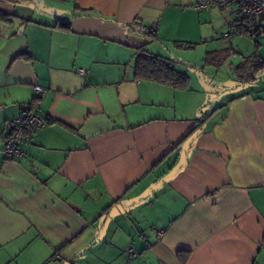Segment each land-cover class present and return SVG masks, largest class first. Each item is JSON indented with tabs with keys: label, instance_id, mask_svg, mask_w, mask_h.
<instances>
[{
	"label": "crops",
	"instance_id": "crops-1",
	"mask_svg": "<svg viewBox=\"0 0 264 264\" xmlns=\"http://www.w3.org/2000/svg\"><path fill=\"white\" fill-rule=\"evenodd\" d=\"M193 1L0 0V264H264V67L241 78L255 42L217 48L228 11ZM166 41L237 56L234 79L171 57L186 88L137 78ZM22 105L47 122L7 158Z\"/></svg>",
	"mask_w": 264,
	"mask_h": 264
},
{
	"label": "built area",
	"instance_id": "built-area-1",
	"mask_svg": "<svg viewBox=\"0 0 264 264\" xmlns=\"http://www.w3.org/2000/svg\"><path fill=\"white\" fill-rule=\"evenodd\" d=\"M218 7L227 10L226 31L222 33L221 40L228 44L231 38L237 34H246L253 39L264 38V24L258 20L264 14V0H194L195 9H209ZM156 24L141 25L140 30L147 34L155 30ZM34 90L42 95L44 89L38 85L33 86ZM46 120L34 113L29 105H22L18 116L4 122L5 133L2 137V153L7 158L21 155L20 143L32 137L35 130L42 128ZM130 254L135 251L131 245L126 247ZM60 257L58 254L55 256Z\"/></svg>",
	"mask_w": 264,
	"mask_h": 264
},
{
	"label": "trees",
	"instance_id": "trees-1",
	"mask_svg": "<svg viewBox=\"0 0 264 264\" xmlns=\"http://www.w3.org/2000/svg\"><path fill=\"white\" fill-rule=\"evenodd\" d=\"M209 9H202V10L196 9V10L204 11V10H209ZM10 16H11L10 13L0 10V19L8 20ZM56 25L62 28H69V23L67 22L58 21ZM156 29L145 35H149L153 37ZM253 41L255 42V52H253L249 56H246L245 59L235 67V71L238 74H240L239 76H241V78L243 79L245 77L254 78L255 76L254 72H257L262 67H264V62H258L256 59L257 58L256 49H257L260 39H257V40L253 39ZM230 42L228 44H224L223 42L222 43L228 46ZM175 43L178 46H182L183 44L180 42H175ZM191 46L192 45L187 44V47H191ZM228 55H229V52H227L226 50H217L214 52H208L205 56V61L211 62L215 58H217L219 62L217 61H213V62H216L217 65H220L227 58ZM133 67H134L135 76L141 80H151V81H155V82H159L163 84L165 83V84L171 85L174 88H179V89L186 88L187 83H188L187 73L177 69L176 63L173 59L169 57L161 56L158 54H154L153 52H150L146 47H144V45L138 48ZM247 69H250L249 72L246 71ZM246 73L247 75L243 76ZM185 257H186V254L180 255V260L182 263L185 262Z\"/></svg>",
	"mask_w": 264,
	"mask_h": 264
},
{
	"label": "rangeland",
	"instance_id": "rangeland-1",
	"mask_svg": "<svg viewBox=\"0 0 264 264\" xmlns=\"http://www.w3.org/2000/svg\"><path fill=\"white\" fill-rule=\"evenodd\" d=\"M226 13L225 10H220L218 12L219 17L221 18L224 14ZM144 45L147 46L149 43H151L153 41L154 38H152V36L149 35H144ZM244 44H246V46H252L253 45V39L249 36H243ZM154 43V42H153ZM215 43L217 48H224L225 46L222 44L221 40H219V37L216 36L215 39ZM243 44V45H244ZM159 44L154 43V45H150L149 48H147L150 52H162L161 54L171 57V58H175L178 62L180 61H184L187 60L189 61L192 65L197 66L198 70L202 69V67H204V58H205V53H206V46L204 43H200L197 46H195L194 48H188L186 43H183L182 46H178L176 45V43L174 41H166L163 43V47L162 49H160V51H157L159 49V47H157ZM223 45V46H222ZM224 50V49H223ZM156 54V53H154ZM237 57V56H236ZM233 57L231 56L229 59H227L225 62L222 63L221 68L216 69V65H207L206 66V70L213 72L214 74H216L217 72L219 74H221V78H224L225 80L228 79H234L232 77V73H231V66L235 65L238 62V57ZM209 67V69H208ZM176 68L184 71V70H188L186 65H182L180 63H177ZM211 78V77H210ZM215 78H211V80H213ZM227 82V81H226Z\"/></svg>",
	"mask_w": 264,
	"mask_h": 264
},
{
	"label": "water",
	"instance_id": "water-1",
	"mask_svg": "<svg viewBox=\"0 0 264 264\" xmlns=\"http://www.w3.org/2000/svg\"><path fill=\"white\" fill-rule=\"evenodd\" d=\"M23 29V26L21 27V29L20 30H22Z\"/></svg>",
	"mask_w": 264,
	"mask_h": 264
}]
</instances>
